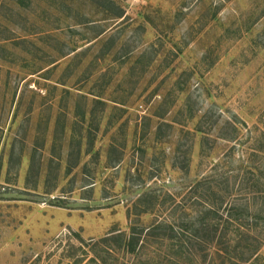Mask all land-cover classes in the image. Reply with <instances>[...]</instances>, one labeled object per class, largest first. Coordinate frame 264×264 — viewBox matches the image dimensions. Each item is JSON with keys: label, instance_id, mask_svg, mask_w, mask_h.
<instances>
[{"label": "rangeland", "instance_id": "374dc122", "mask_svg": "<svg viewBox=\"0 0 264 264\" xmlns=\"http://www.w3.org/2000/svg\"><path fill=\"white\" fill-rule=\"evenodd\" d=\"M252 190L264 0H0V264H174L101 240Z\"/></svg>", "mask_w": 264, "mask_h": 264}, {"label": "trees", "instance_id": "16d2710c", "mask_svg": "<svg viewBox=\"0 0 264 264\" xmlns=\"http://www.w3.org/2000/svg\"><path fill=\"white\" fill-rule=\"evenodd\" d=\"M77 144L80 145L79 142ZM203 185L202 182L197 183L194 186V194H199V189ZM208 190L210 191V188ZM257 193L259 191L252 190L244 192L241 197L228 196L226 193L227 197L232 198L228 202L227 197L225 199L219 197L217 200L216 194L214 201L209 197L194 196V211L190 214L185 213L177 220L172 217V220L166 219V222H155L142 228L136 219L147 215L158 201L156 196L149 197V208H144L141 213L132 214L134 223L130 224L127 238H124L123 234H116L110 239H102L101 242L107 244L110 240L115 243L123 241V249L133 255L136 248V254L145 252L149 239L156 237L161 240V247L164 245L175 252L173 256L166 255L174 264H179L177 262L182 258L193 261L192 257L194 264L249 263L253 259H258L260 249L264 245V194L256 196ZM251 197L253 200L250 202ZM138 202L143 201L138 199ZM177 221L179 222L176 223ZM153 249V254L160 250ZM156 256L159 257L160 254ZM152 258L155 256L150 257Z\"/></svg>", "mask_w": 264, "mask_h": 264}]
</instances>
